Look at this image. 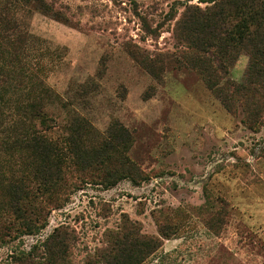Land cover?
<instances>
[{
	"label": "rangeland",
	"instance_id": "1",
	"mask_svg": "<svg viewBox=\"0 0 264 264\" xmlns=\"http://www.w3.org/2000/svg\"><path fill=\"white\" fill-rule=\"evenodd\" d=\"M43 1L52 13L18 1L5 12L16 30L0 31V215L8 226L4 187L17 182L45 227L19 237L14 227L0 230L8 235L0 264L63 227L75 235L74 264H83L124 222L159 240L145 264H264V113L248 128L237 96L234 114L180 63L187 48L177 22L207 0ZM248 61L241 53L227 63L223 82L246 84ZM29 105L56 119L50 138L79 116L92 127L87 147H99L115 122L132 144L98 168L66 164L61 189L41 194L37 162L8 144L39 130ZM126 166L114 187L98 184L106 170L118 176Z\"/></svg>",
	"mask_w": 264,
	"mask_h": 264
},
{
	"label": "trees",
	"instance_id": "2",
	"mask_svg": "<svg viewBox=\"0 0 264 264\" xmlns=\"http://www.w3.org/2000/svg\"><path fill=\"white\" fill-rule=\"evenodd\" d=\"M4 1L3 10H0V31L8 36L17 27L5 12L18 1L25 4L34 2L38 10L52 13L43 0ZM205 3L209 4L205 10L189 6L177 22L176 38L187 48L183 62H179L195 71L205 86L234 114L236 110L230 101L237 96L236 101L246 115L244 123L256 130L264 113V0H207ZM241 53L249 59L246 84L223 82L227 74L226 64L232 67ZM225 87L231 92L229 97ZM33 106L29 105V116L34 129L36 122L39 128L36 132L41 134L31 131L14 134L8 144L28 152L29 158L37 162L35 174L37 190L41 194L51 195L61 189L66 164L71 163L82 170L98 168L122 155L132 144L129 132L115 122L109 128L108 138L99 147H87L85 143L92 127L79 116L71 121L66 135L50 138L47 133L59 124L43 106ZM126 171L127 166L116 176L106 170V176L98 184L106 189L114 187L128 177ZM3 197V207L11 217L7 226L0 215V230L14 227L15 237H19L37 235L45 227L28 212L31 196L24 187L17 182L8 183ZM7 236L0 232V245L6 243ZM105 238L106 246L95 250L83 264H145L160 248L158 239L141 236L137 228L127 222L119 231H108ZM74 241L75 235L68 228H56L43 242L33 245L28 252L10 256L11 260L2 264H74L71 254Z\"/></svg>",
	"mask_w": 264,
	"mask_h": 264
}]
</instances>
